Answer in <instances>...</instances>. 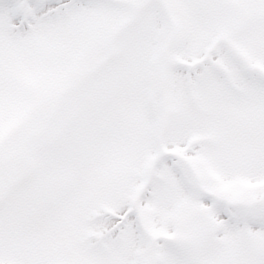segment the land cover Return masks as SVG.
I'll list each match as a JSON object with an SVG mask.
<instances>
[{"label": "snow or ice", "instance_id": "snow-or-ice-1", "mask_svg": "<svg viewBox=\"0 0 264 264\" xmlns=\"http://www.w3.org/2000/svg\"><path fill=\"white\" fill-rule=\"evenodd\" d=\"M0 264H264V0H0Z\"/></svg>", "mask_w": 264, "mask_h": 264}]
</instances>
